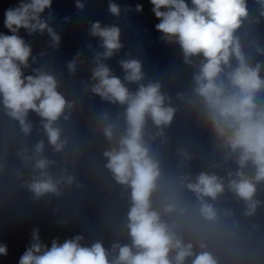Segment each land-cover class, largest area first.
<instances>
[{"label": "clouds", "instance_id": "9594fccd", "mask_svg": "<svg viewBox=\"0 0 264 264\" xmlns=\"http://www.w3.org/2000/svg\"><path fill=\"white\" fill-rule=\"evenodd\" d=\"M264 5V0H258ZM152 11L159 21L156 30L163 34L166 43H176L183 51L184 62L191 64L192 57H202L199 72L194 76V92L203 101V109L210 121L216 138L230 153L237 156L240 169L249 162L256 169L253 178L245 177L242 171L236 178L229 173L228 188L247 205V214L255 212L258 201L254 200L256 184L264 182V107L256 103L257 93L264 89V79L260 77L261 66H250L241 50L235 32L248 16L246 0H150ZM52 0H20L17 5L4 12V27L11 35L0 33V97L7 114L19 121L22 131L28 135L32 125L27 117L30 111L37 113L49 143L56 151H62L66 141L61 140V130L56 122L72 105L57 90L54 75L39 70L36 75L24 76L22 68H28L31 47L19 35L21 29L29 35L45 30L56 45L60 37L41 18ZM77 7L84 5L77 0ZM113 15L120 14L115 3L109 4ZM143 10L142 5L136 11ZM93 36L102 40L104 57H111L121 48L120 29L116 26L101 27L92 24ZM237 66L233 68L232 59ZM128 82H139L144 78L141 62L135 59L122 61ZM76 62L68 65L74 71ZM227 69V71H226ZM91 86L93 93L102 100L127 105L125 111L126 134L117 147L104 152L106 167L115 180L131 190V207L128 212V230L132 246L113 245L118 248L114 261H109L108 253L100 242L90 247L83 246L82 236L65 240L62 244L52 241L51 247L43 244L39 230L32 233V243L19 259V264H219L211 252L205 250L207 244L185 243L177 235L176 229L194 222L208 227L219 221L218 210L209 202L218 199L225 191L223 178L216 174L201 172L193 182L189 177L185 187L199 201L196 217L173 197L164 205L163 214L172 217L165 220L160 211L153 208V194L158 190L161 177L159 164L150 155V147L144 140L143 130L150 117L157 127L167 126L173 120L175 108L167 106V97L161 93L159 83L141 84L136 93H131L112 75L109 67L99 62L93 69ZM68 119L67 116H64ZM107 118V114H105ZM114 124L104 128L106 139L114 136ZM162 135L163 133H159ZM43 141L36 145L37 153L43 151ZM27 158V157H25ZM50 162L38 159L35 168L40 171V179L28 187L38 198L46 193L59 195L58 183L47 169ZM64 179L63 177L61 178ZM71 183L74 177L66 178ZM201 251H195L196 247ZM133 248L136 251H133ZM175 253L174 256L172 254ZM0 255H7V246L0 244Z\"/></svg>", "mask_w": 264, "mask_h": 264}]
</instances>
